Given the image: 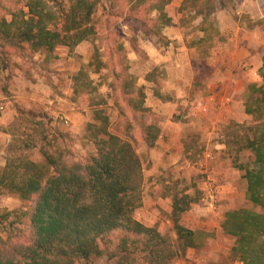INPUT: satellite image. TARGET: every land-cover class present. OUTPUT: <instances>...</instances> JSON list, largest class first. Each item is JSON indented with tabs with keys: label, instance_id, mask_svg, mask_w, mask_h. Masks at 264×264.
Masks as SVG:
<instances>
[{
	"label": "trees",
	"instance_id": "trees-1",
	"mask_svg": "<svg viewBox=\"0 0 264 264\" xmlns=\"http://www.w3.org/2000/svg\"><path fill=\"white\" fill-rule=\"evenodd\" d=\"M102 1L14 0L5 13L0 11V47L12 46L22 56L28 50L39 51L43 62L51 63L58 46L72 51L99 32L95 16ZM151 1L146 13L156 15L150 17L152 25H147L146 33L161 38L171 21L165 10L171 0ZM140 21L145 22L142 17ZM110 49L111 65L100 58L98 48L90 64L97 70L112 68L110 85L119 93L115 103L121 100L126 105L119 108L118 121L111 122L102 109L107 101L94 95L99 85L85 67L73 77L71 96L75 100L82 96L85 109L94 112L95 122L87 124L86 136L96 151L87 161L77 160L72 149L60 146L59 139L67 133L52 130L41 112L16 106L18 115L0 125L10 135L6 163L0 169V191L18 195L26 207L11 221L6 237L0 238V264H95L101 257H106L105 264H176L195 247L194 230L180 223L181 214L197 199L190 193L174 194L172 199L175 239L135 218L142 204L144 170L137 149L140 142L154 147L160 128L150 120L141 125V137L136 133L138 126L127 117L128 111L133 118L155 114L144 105V85H138V77L130 72L124 45ZM11 64V57L0 50V71ZM159 73L155 67L147 80L160 82ZM260 73L263 84L251 83L245 99L253 123L246 127L233 122L229 139L222 141L229 147L233 144L236 153L251 152L241 167L248 180V199L260 209L225 213L223 230L235 237L232 256L240 264H264V63ZM36 150L45 164L34 160ZM10 215L11 211L2 210L0 220Z\"/></svg>",
	"mask_w": 264,
	"mask_h": 264
},
{
	"label": "crops",
	"instance_id": "crops-1",
	"mask_svg": "<svg viewBox=\"0 0 264 264\" xmlns=\"http://www.w3.org/2000/svg\"><path fill=\"white\" fill-rule=\"evenodd\" d=\"M170 3L176 4L177 13ZM170 3L165 10L171 21L163 27L161 37L166 44L153 47L150 41H144L143 49L153 67L145 71L142 83L133 73L138 77V85H144L145 107L159 113L166 109L167 113L160 122L162 127L155 146L149 149V164L143 172L142 204L134 215L164 234L168 227H174V195L163 194L161 189L171 182L174 173L189 176L197 171L201 175V199L191 204L196 208L181 214L180 223L195 232V247L186 253L191 258L189 263L212 264L221 254L230 258L232 255L235 237L225 233L222 226L226 211L247 207L251 202L247 196L246 171L241 167L245 164L241 151L238 154L218 141L217 128L229 118L240 123L248 118L254 121L245 110V99L251 83L263 84L260 69L264 63V0H233L231 5H222L219 0ZM155 67L159 69L160 82L147 80V74ZM49 88H41L37 97L47 101L52 112L55 98L59 100L57 110L68 118L71 130L77 131V126L84 122L82 115L70 105L62 104L66 98L58 95L54 98ZM19 100L28 107L35 99ZM179 104L186 106V114L177 119L174 113ZM14 117L10 116L5 123L0 121V125H7ZM194 132L201 151L192 164L187 157L196 147H191L187 140ZM1 133L8 142L9 134ZM5 146L0 151L3 155ZM250 154L248 151L247 159ZM5 163L3 158L0 169ZM211 191L214 200L210 198ZM201 236L207 237L206 240L201 241Z\"/></svg>",
	"mask_w": 264,
	"mask_h": 264
},
{
	"label": "rangeland",
	"instance_id": "rangeland-1",
	"mask_svg": "<svg viewBox=\"0 0 264 264\" xmlns=\"http://www.w3.org/2000/svg\"><path fill=\"white\" fill-rule=\"evenodd\" d=\"M13 1L14 0H0V11L5 13L6 9L11 6ZM219 1L222 5H231L233 3V0ZM152 2L153 1L151 0H103L100 3L98 12L95 16L99 32L92 37V39L81 42L72 51H69L66 46H58L56 50L58 58L48 64L43 62L44 55L39 51L28 50L29 53L27 56H22L17 53V50L12 46L4 45V50L0 47V50L3 51V55L5 57L7 55L10 56L12 61V67L10 69L0 71V106L4 107L3 110L0 108V121L5 123L10 116L14 115L16 117L18 115L16 106H20L25 110L41 112L47 116V119L50 120L52 130H59L67 133L66 136L59 139L60 146L66 149H72L77 160L87 161L89 156L96 151L95 146L86 136L87 124L89 122H95L94 112L92 109H85L82 104V96V99L80 97L76 100L74 99V101L72 100L70 89L73 83V76L76 75L82 67H85L96 84L99 85L98 90L94 93V95L99 99L103 98L107 101V104L102 106V109L108 115L111 122L118 121V119L121 118L119 108H124L126 105L124 104L125 102L121 100L118 104L115 103V99H117V97L119 98V93L115 92L110 85L113 80L112 68L111 66H106L105 68L97 70L96 65H91L90 63L94 61L95 51L96 48H98L100 51V58L108 63L110 62L111 65V49L109 50V48L121 43L124 45L126 50V57L128 59L130 72L137 74L141 78L140 82L142 83V77L145 75V71L149 66L151 68L153 67L150 62V56H148L143 49L142 45L145 43L144 41H150L153 47H159V44H166L165 40L161 39L159 36L149 35L146 33L148 31L147 25H152L150 17H154L156 15L155 11L149 14L146 13L148 5ZM174 3H170V8L173 11L175 10L177 13V6ZM137 6L140 7L138 11L136 10ZM140 17L145 20L144 23L140 21ZM47 86H49L50 91L53 92L51 95H54V98L56 95L66 98L62 104H68L70 107H73L76 112H80L84 122L77 126L79 127L77 131L71 130V125L67 124L68 118L62 113V111L57 110L59 100L55 98L54 103L52 104L54 112H52L51 109L48 108L50 104L37 97V93H40V90H42L41 88H47ZM20 98H32L35 100L33 101L32 106L27 107L20 102ZM69 100H72L74 104L71 105ZM176 109L177 110L174 113L175 118L180 119L184 114H186L185 105L179 104ZM152 113H154L155 116H150L149 113H139L135 118H133L132 116H129L130 113L128 111L127 117L132 119L138 126L136 133L140 137L142 131L141 125L148 124L150 120L155 122L160 128L162 127L160 122L163 117L167 115L166 109L165 112L163 109L161 110V113L156 110ZM252 120V118L244 119L241 123L248 127L253 123ZM236 121V119L229 118V121H223L220 123L217 128L219 134L217 137L218 141L229 139V131H233L231 124ZM238 122L240 123V121H237V123ZM1 132L4 131L0 130V151L3 150V146L5 144L6 150L9 142H7V138H5L4 134ZM187 142L191 147H196L194 153L187 157L189 162L194 164V162L198 159L197 153L201 151L196 132L189 136ZM230 147L233 149L235 146L230 144ZM149 149L150 148L145 142H140L137 149L144 161V168L149 164ZM248 151L249 150L244 149L240 152L243 164L247 162ZM3 158H6V153L3 155L0 152V161H3ZM33 158L38 163L45 164V158L39 150L35 151ZM178 175L179 174L174 173L173 177L176 178L173 179L172 177L170 183H165L161 192L167 195H174L181 194L186 191L195 196L197 199L194 203H198L201 199V175L198 174L197 171L189 176H183V174H181L182 176L179 175V177ZM143 185L144 184H142V189ZM193 208L196 207L192 205L187 212L191 211ZM244 208L260 210L255 207L252 202ZM25 209L26 207L18 195L8 192L7 190L0 191V211H11V215L7 220H0V238L6 237L12 229V227H10L11 221L15 219L16 214L24 211ZM187 212H185L184 215H186ZM164 234H168V236L172 239H175L177 236L174 227H168ZM206 238L207 237L205 236H201L200 240L204 241ZM236 260L238 259H233L232 255L230 258L229 255L227 256L225 254H221V256L217 259V262L213 261L212 264H229L230 261ZM105 261L106 257L97 258L95 260V264H105ZM189 262H191V258H187V255L185 257L177 258L175 261L176 264H191ZM192 264L196 263L192 261Z\"/></svg>",
	"mask_w": 264,
	"mask_h": 264
},
{
	"label": "built area",
	"instance_id": "built-area-1",
	"mask_svg": "<svg viewBox=\"0 0 264 264\" xmlns=\"http://www.w3.org/2000/svg\"><path fill=\"white\" fill-rule=\"evenodd\" d=\"M0 108H1L2 110L4 109L3 106H0ZM210 198H211L212 200H214V192H212V191H211V194H210Z\"/></svg>",
	"mask_w": 264,
	"mask_h": 264
}]
</instances>
